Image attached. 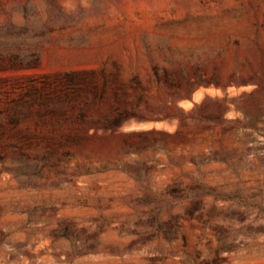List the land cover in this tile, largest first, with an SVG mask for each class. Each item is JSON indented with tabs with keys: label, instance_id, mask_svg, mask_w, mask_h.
Masks as SVG:
<instances>
[{
	"label": "rangeland",
	"instance_id": "obj_1",
	"mask_svg": "<svg viewBox=\"0 0 264 264\" xmlns=\"http://www.w3.org/2000/svg\"><path fill=\"white\" fill-rule=\"evenodd\" d=\"M0 264H264V0H0Z\"/></svg>",
	"mask_w": 264,
	"mask_h": 264
}]
</instances>
